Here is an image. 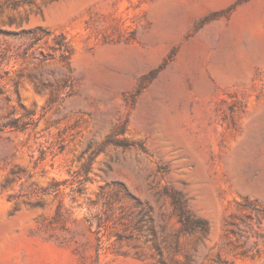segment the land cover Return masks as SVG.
<instances>
[{
    "label": "rangeland",
    "instance_id": "374dc122",
    "mask_svg": "<svg viewBox=\"0 0 264 264\" xmlns=\"http://www.w3.org/2000/svg\"><path fill=\"white\" fill-rule=\"evenodd\" d=\"M0 264H264V0H0Z\"/></svg>",
    "mask_w": 264,
    "mask_h": 264
},
{
    "label": "trees",
    "instance_id": "16d2710c",
    "mask_svg": "<svg viewBox=\"0 0 264 264\" xmlns=\"http://www.w3.org/2000/svg\"><path fill=\"white\" fill-rule=\"evenodd\" d=\"M6 126H10V127H13V128H20L17 124H16V121H10L9 123L6 124ZM126 145V143H124ZM149 213V210H144V215H147ZM197 223L201 224L202 226L205 225V222L201 221V220H198Z\"/></svg>",
    "mask_w": 264,
    "mask_h": 264
},
{
    "label": "bare ground",
    "instance_id": "6f19581e",
    "mask_svg": "<svg viewBox=\"0 0 264 264\" xmlns=\"http://www.w3.org/2000/svg\"><path fill=\"white\" fill-rule=\"evenodd\" d=\"M200 86H201L202 88H206V84H205L204 82L200 83Z\"/></svg>",
    "mask_w": 264,
    "mask_h": 264
},
{
    "label": "water",
    "instance_id": "95a60500",
    "mask_svg": "<svg viewBox=\"0 0 264 264\" xmlns=\"http://www.w3.org/2000/svg\"><path fill=\"white\" fill-rule=\"evenodd\" d=\"M253 2H254V1H253ZM253 2H252V3H253Z\"/></svg>",
    "mask_w": 264,
    "mask_h": 264
}]
</instances>
